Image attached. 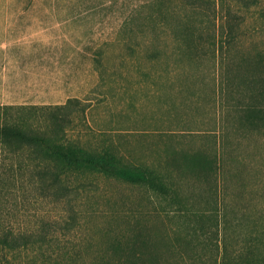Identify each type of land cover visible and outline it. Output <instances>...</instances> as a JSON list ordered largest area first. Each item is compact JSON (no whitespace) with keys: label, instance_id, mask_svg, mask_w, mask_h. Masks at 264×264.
<instances>
[{"label":"rangeland","instance_id":"rangeland-1","mask_svg":"<svg viewBox=\"0 0 264 264\" xmlns=\"http://www.w3.org/2000/svg\"><path fill=\"white\" fill-rule=\"evenodd\" d=\"M43 4L44 0H0V6ZM201 5L207 13L197 15L184 0H172L162 10L145 8L150 18L133 21L126 42L96 48L92 62L86 56L79 64L85 78H70L72 95L89 106L85 113L75 114L69 135L86 144L113 143L126 162L153 166L180 188V198H173L98 177L101 209L85 214L79 236L89 254L86 264H104L102 258L113 257L108 247L115 237L122 234L131 240L141 229L158 259L154 264H217L225 248L232 257L250 254L259 258L256 264L264 263V122L254 134H246L249 128L233 134L235 143L226 158L214 157V169L208 164L201 169L198 153L209 145H221L224 138L220 118L206 101L212 82L205 78L191 88L185 76L169 79L160 67L151 69V58L161 45L184 40L174 26L196 32L213 28L217 3L205 0ZM228 5L240 26L229 55L242 64L245 74L264 79V0H229L224 7ZM219 23L226 25L227 20ZM187 98L201 103L187 106ZM2 192L0 186V218L33 219L40 211L19 191L9 196ZM46 205L41 212L51 218L62 220L67 214L63 204Z\"/></svg>","mask_w":264,"mask_h":264},{"label":"trees","instance_id":"trees-1","mask_svg":"<svg viewBox=\"0 0 264 264\" xmlns=\"http://www.w3.org/2000/svg\"><path fill=\"white\" fill-rule=\"evenodd\" d=\"M170 1L155 0L146 8L162 10ZM184 1L194 6L197 15L207 13L201 5L205 0ZM228 1L214 0L219 11L214 10L217 17L210 30L196 32L182 25L174 26L184 40L161 45L150 61L151 69L160 67L166 78L185 76L191 82L188 87L193 88L205 78L212 82V94L206 101L216 119L220 118L224 138L223 145H209L198 153L197 163L201 169L203 164L214 169V157L226 158L227 149L235 143L231 141L233 134L240 135L248 128L250 131L246 134H254L264 122V79L245 74L242 64L229 55L231 42L240 34V26L236 24V17L233 18L236 12L229 5L224 7ZM146 18L150 16L142 8L132 21ZM224 19L226 25L218 24V20ZM191 37L208 40L195 41ZM194 93L199 97V92ZM193 101L201 103L199 99L187 98L185 105H192ZM86 103L80 98H70L62 105L0 106L3 114L0 122L2 193L9 196L19 191L24 200L33 199L40 209L33 219L7 221L0 218V264H86L89 254L84 252L79 236L85 214L101 209L98 177L143 187L159 196L180 198L178 183L153 166L126 162L113 143L86 144L69 135L68 127L77 112L85 113L89 106ZM52 203L65 205L67 214L62 215V220L41 212L46 204ZM85 206L92 210L84 209ZM215 217L220 218L219 212ZM144 235L142 229L131 240L118 235L108 247L113 257L101 261H105L104 264H154L158 259L149 251ZM225 249L217 264H256L259 261L250 254L243 258L232 257Z\"/></svg>","mask_w":264,"mask_h":264},{"label":"crops","instance_id":"crops-1","mask_svg":"<svg viewBox=\"0 0 264 264\" xmlns=\"http://www.w3.org/2000/svg\"><path fill=\"white\" fill-rule=\"evenodd\" d=\"M154 1L44 0L43 5L0 6V106L62 105L75 98L70 78H85L79 64L86 56L92 62L96 48L126 42L134 15Z\"/></svg>","mask_w":264,"mask_h":264}]
</instances>
